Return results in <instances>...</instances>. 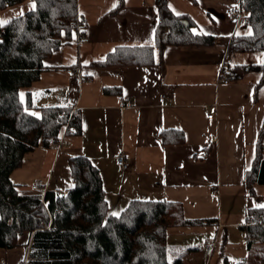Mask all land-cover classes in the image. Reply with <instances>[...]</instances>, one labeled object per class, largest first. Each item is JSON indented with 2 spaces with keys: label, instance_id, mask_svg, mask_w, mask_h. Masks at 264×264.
<instances>
[{
  "label": "crops",
  "instance_id": "0c3cea01",
  "mask_svg": "<svg viewBox=\"0 0 264 264\" xmlns=\"http://www.w3.org/2000/svg\"><path fill=\"white\" fill-rule=\"evenodd\" d=\"M159 2L124 0L113 11L119 0H78L86 22L45 60L56 69L43 71L19 96L37 116L40 106H73L81 116V132L61 129L63 147L39 146L23 164L37 171L49 190H67L73 185L69 159L85 155L101 174L110 214L119 215L134 199L168 200L182 205L186 219L202 220L168 229L169 250L185 264L249 262L264 248L249 246L243 231L248 209L264 206V182L255 185L254 194L244 185L264 122V85L256 89L264 53L229 48L234 36L252 32L240 0H167L175 14L194 20L195 33L216 39L212 45H169L161 54L155 46ZM32 9L34 2L26 0L1 10L0 21ZM230 10L242 16L228 15ZM143 45L155 47L154 64H100L119 46ZM244 66L239 75L236 70ZM69 69L77 72L74 78ZM87 78L92 81H82ZM106 87L120 92L106 93ZM163 94L167 101L160 100ZM121 152L130 162L128 170L117 162ZM38 180L13 181L31 194ZM29 236L13 249L0 248L7 264L25 258ZM208 239L215 249L205 257ZM180 251L189 255L178 256Z\"/></svg>",
  "mask_w": 264,
  "mask_h": 264
},
{
  "label": "trees",
  "instance_id": "16d2710c",
  "mask_svg": "<svg viewBox=\"0 0 264 264\" xmlns=\"http://www.w3.org/2000/svg\"><path fill=\"white\" fill-rule=\"evenodd\" d=\"M26 0H0V11ZM34 9L0 23V248L13 249L29 234L27 253L20 264H185L180 257L170 259L168 229L173 226L200 224L183 215L182 205L168 200L134 199L119 214L109 213L106 192L99 170L85 155L69 159L73 185L66 196L59 190L43 195L22 193L12 179L14 170L23 166L25 155L39 146L51 147L50 140L74 129L80 133L81 116L73 106H40V116L28 111L19 96L22 87L39 79L47 66L45 60L69 41L83 21L78 0H32ZM197 2L198 0H192ZM124 0L113 11L120 9ZM155 46L212 45L215 36L195 33L194 20L187 14H175L167 0H160ZM245 23L252 32L236 35L229 48L235 52L264 53V0H240ZM65 39V42L63 41ZM154 46H119L102 65H151ZM73 68V67H72ZM262 77L256 89L264 85V62L258 66ZM247 68L236 70L239 75ZM106 93L120 92L106 87ZM264 122L257 140L253 165L245 172L248 194L264 182ZM43 199L49 200L48 207ZM247 242L264 243V206L249 208ZM32 245L33 251L28 248ZM225 264H231L226 261ZM232 264H250L247 260ZM264 264V252L257 260Z\"/></svg>",
  "mask_w": 264,
  "mask_h": 264
},
{
  "label": "built area",
  "instance_id": "2783aa9c",
  "mask_svg": "<svg viewBox=\"0 0 264 264\" xmlns=\"http://www.w3.org/2000/svg\"><path fill=\"white\" fill-rule=\"evenodd\" d=\"M227 13H228V15H231V16H242L241 15L242 12L240 10L239 11L230 10ZM83 22L85 23L86 20L84 19ZM69 74H70V77L71 78H74L77 75V72L74 69H69ZM82 81H88V82H90V81H92V79L91 78H87L86 80L85 79H82ZM228 81H229V79H225V82H228ZM160 100L162 102L167 101L168 100L167 95L166 94H163L161 96V99ZM208 117L209 118H212L213 117V114H209ZM62 129L65 130L66 128L63 127ZM73 133H74V129L71 128L69 130V133H67V134H73ZM64 138H65L64 135H61V131H60L58 137L50 140V144L52 146L53 145H57L58 143L61 144L62 143V140ZM65 144H66V142H65ZM60 147H61V145L58 148H60ZM117 162H118L119 166H121V168L123 170H128L130 168V162L126 159L125 154L123 152H121L119 154V156L117 158ZM47 190H48L47 185L45 184V182L43 180H38V181L34 182L31 185V192L38 193V194L43 195V196H44V194H45V192ZM58 194L60 196H62V197L63 196H66L67 190H59ZM43 203H44V206L48 207L49 200L43 199ZM246 221H247V224H252V223H254L255 220L250 215H247L246 216ZM243 231L245 233H247V230L246 229H244ZM204 247H205V255L206 256L211 255L214 252V249H215V241L212 240V239L206 240ZM28 249L30 251H33L34 250V247L32 245H30ZM0 264H7L6 259L4 257H2V256H0Z\"/></svg>",
  "mask_w": 264,
  "mask_h": 264
},
{
  "label": "rangeland",
  "instance_id": "374dc122",
  "mask_svg": "<svg viewBox=\"0 0 264 264\" xmlns=\"http://www.w3.org/2000/svg\"><path fill=\"white\" fill-rule=\"evenodd\" d=\"M63 41L65 42V39H63ZM60 145H61V147H63L65 145V139L62 140L61 144L58 143L57 145H53V146L51 145V147L58 148ZM12 178L16 182H20L21 181L22 183H30L33 180H38L39 179V173L37 171H35L34 169H32L30 166H28V165L24 166V164H23L22 167H20V168H18V169L13 171ZM261 244L264 245V243H261ZM262 252H264V248H262L260 250L259 254H257L254 258L252 257L251 260L249 261V263L250 264H257V260H258L260 254ZM174 253H176V252H173L172 250H170V253H169L170 259L169 260H171V261L174 260V258H175ZM177 253H178V256H183L185 258L189 255L188 252L186 253V252H183V251H180V252H177ZM211 255H209L207 257H210ZM205 257H206V255H205Z\"/></svg>",
  "mask_w": 264,
  "mask_h": 264
},
{
  "label": "snow or ice",
  "instance_id": "6c2138e0",
  "mask_svg": "<svg viewBox=\"0 0 264 264\" xmlns=\"http://www.w3.org/2000/svg\"><path fill=\"white\" fill-rule=\"evenodd\" d=\"M0 23H2V21H0Z\"/></svg>",
  "mask_w": 264,
  "mask_h": 264
}]
</instances>
